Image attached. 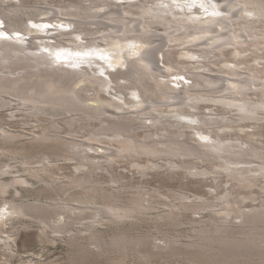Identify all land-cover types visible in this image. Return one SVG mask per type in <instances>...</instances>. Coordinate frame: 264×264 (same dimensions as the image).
I'll return each instance as SVG.
<instances>
[{"label": "bare ground", "instance_id": "1", "mask_svg": "<svg viewBox=\"0 0 264 264\" xmlns=\"http://www.w3.org/2000/svg\"><path fill=\"white\" fill-rule=\"evenodd\" d=\"M7 1L0 0V52L35 67L48 65L52 71L32 75L30 85L26 79L6 80L15 73L0 68V110L21 106L27 114L19 117L32 130L24 134L0 120V158L22 165L27 176L43 183L44 190H54L57 198L43 201V190L31 188L25 191L38 195L34 199L3 197L2 249L12 255L15 222L22 218L37 222L34 235L43 243L51 240V233L76 236L79 231L73 233L71 225L87 215L91 222L86 228L101 245L104 240L94 228L102 220L124 222L157 210L161 213L156 219L179 222L185 211L210 208V222L218 233L202 222L197 228L207 244L197 243L201 250L182 254L196 264H264V225L257 219L258 225L250 224L264 217V206L245 212L239 192L232 199L227 194L218 205L206 197L189 202L185 195L153 201L155 196L143 189L123 200L110 189L116 187L102 181L106 171L112 183H120L112 168L127 161L141 176L163 169L170 175L177 170L189 175L231 173L259 184L264 141L255 136H262L258 132L264 124V0H44V6L17 0V7L32 9L23 14ZM50 56L63 62L55 63ZM71 112L82 116L70 117ZM245 122L254 132L243 137L239 133L250 127ZM231 131L237 146L226 145ZM24 140L31 142L30 151L43 153L45 159L37 166L26 156L28 151L18 147ZM6 166H0L2 196L10 194V188L17 195V186L33 185L25 175L4 179L17 168L10 162ZM71 166L70 173L62 174ZM57 190L73 192L62 198ZM233 214L245 225L239 232L231 226L234 220L226 222ZM130 235L123 231L110 243L123 250L131 242L145 243V237ZM80 240L69 239L77 245Z\"/></svg>", "mask_w": 264, "mask_h": 264}, {"label": "rangeland", "instance_id": "2", "mask_svg": "<svg viewBox=\"0 0 264 264\" xmlns=\"http://www.w3.org/2000/svg\"><path fill=\"white\" fill-rule=\"evenodd\" d=\"M16 1L17 0H8V3L6 2V4H13L14 8L12 7L11 9L17 8L16 10L19 14H23L26 11L32 10H23V8L17 7L16 5L18 4V2ZM25 2L27 6H44V0H25ZM0 26H3L2 22H0ZM5 38L8 41L13 42L14 44H22L20 42H17L13 38ZM38 52L39 54L42 53V51ZM50 58H52V56H50ZM54 58L52 59L54 60ZM23 60L24 59H8L0 52V68H2L5 72L11 71L15 73V75L8 76L6 80L22 81V79H26L28 80L27 83L31 85L33 81L31 80L33 79L31 78L32 75L36 78V76L40 74V71H52L48 65L35 67L33 62L28 63L27 61ZM54 62L59 63L63 61H58L56 59L54 60ZM86 65L87 64H82V66ZM66 67L67 66H65V68ZM79 77L80 76H76L72 80H76ZM24 83L27 84L26 82H22V84ZM52 108H64V106L54 105ZM17 110L18 108L12 107L0 110V113L2 112V114H0V120H2L4 124H6L7 122L6 126L11 128L12 130L22 132L24 134H30L32 132L30 125H24L25 122H22L23 118L19 117L22 116V114L26 115L27 112H24L21 106L20 110ZM220 110H222V112H226V110L222 108H220ZM203 111L207 113L208 110L205 109ZM11 114L16 115V117H11ZM234 114L239 113L235 112ZM68 116H74V112H71ZM79 116H82V114H78L74 116V118H77ZM105 116L108 117V115L106 114L102 115L100 118H104ZM62 119L63 118H60V120ZM26 121L30 123L32 120L26 118ZM92 122L95 124H99L98 120H93ZM61 125H64V122H61ZM244 125H248L250 127H246L244 133H239V135L246 137V132H254V130H252V124L250 122H245ZM230 133L231 135H228L227 137H232L234 141L231 139L227 141L226 145L231 144L237 146L238 142H235L236 136L234 135V132L231 131ZM258 133L262 136H255V139L260 138L261 141H264V124ZM24 141L25 142L23 143H19L18 147L20 146V148L23 147L25 150H27L28 152H26V156L30 158V160H32V162L35 164L34 166H37L38 162L45 159L43 153H39V151L37 150H35L36 152L30 151L29 146L31 142H26V140ZM204 143L206 144V142ZM0 148L2 147L0 146ZM2 150L4 149L2 148ZM232 159L242 160V158L238 157H232ZM248 160H252V158H248ZM156 161L159 163H165V161L161 159H157ZM9 162L16 164L17 168L14 169L13 174L4 175V179H10L19 175H25L24 177H27L28 180L33 183V185L25 184L22 187L17 186V189L20 190L21 193L17 195L14 194L13 188H10L9 190L11 193L5 196H2V194L0 193V202L2 201L3 197H14L16 198V200H26V198L34 199L38 195H35V197H33L30 193L25 191L26 189L30 188L31 190L36 189V191L43 190L41 195V199L43 201L47 200L48 202H52L53 199H50V197L57 198L55 196L54 190H44L45 185L43 183L39 182L33 177L27 176V174H25L23 171V167H21L22 165H20L19 163H15V161L9 157L2 156L0 158V166H6V164H9ZM195 163L200 164V166L203 168L212 167L210 163L201 164L198 161H196ZM69 168L70 169L62 170V174L70 173V171L73 170L72 166ZM112 170L113 173L115 172L113 175H117V177L120 179V183H112L111 175L106 171L102 172V181L108 187H116L110 189L115 190L117 193H120L123 200H127L128 198L133 197V194L136 192V190L143 189V191L148 193L149 195L155 196L151 198V200L153 201L170 202L172 200L179 199L182 195H185L189 197V199L187 200L189 202L196 200V198L206 197L207 200L214 203L215 205H218L219 203H222L224 201V197L228 196L227 194H230L228 197H231L232 199L235 195L238 196L239 192L240 195L237 198L239 199V201H241L239 206L245 212L250 211L251 208L254 207L259 206L261 208L264 206V189L262 188L264 187V177H261V179L259 178L260 182L257 181V183L259 184H255L253 186L249 181H244V179L242 180L241 178H238L236 175L231 173H223L221 175H189L188 173H185L184 170H177L176 174L170 175L169 172H166L163 169L162 171H151L147 176H141L138 171L130 167L127 161L113 165ZM57 176H60V174H58ZM232 185H235L236 187H233ZM57 191L62 198H67L70 192H73L70 191L68 193H64L65 191ZM146 198L149 197L146 196ZM175 202L178 203V200H176ZM216 209H218V207ZM160 213L161 212L154 210L148 212V214L146 215L140 216L138 218L128 219L124 222L102 220L101 222L95 224L96 228H94L96 231H98L97 236H100L104 240V243L101 245L94 241L91 231L86 228V225L91 222V219L87 215L85 217H80L77 224L76 221H74V223L71 225L74 230L73 233L79 231V235L77 234L76 236H71V232L64 237H61L59 234L51 233V240L49 242L43 243L39 242L34 235L38 229L37 222L30 218H22L19 221L15 222V228H17V230L13 237L12 255H8L0 245V264H51L52 262L55 264H196L195 261L191 260L189 257L185 256V254L183 255L182 253L193 250H201L202 246L204 244H207V241L204 242L205 239H201V237L204 235L198 232V228H201V226H203L204 224L202 222L211 224L207 228V230H213L211 232L215 233V235L218 233V231L215 230V226L213 225V223L210 222V216L212 215L210 213V208L199 211V213L185 211L179 217V222L160 221L155 218V216ZM235 217V214L231 215L227 218L228 220H226V222H231V220H234ZM254 219L252 220L253 222L250 223L252 226L257 224L256 219L258 220L259 225H264L263 216L261 217V219L260 217H255ZM259 219L260 221H262L261 223L259 222ZM241 222V220L239 221L237 219L234 220L235 224H232L233 222H231V226L233 225L232 227L234 229L236 228V232H239L240 229L245 226H241ZM25 225L31 226L29 228H26ZM249 225L247 227H252L251 225ZM123 231L129 235L131 234L130 236H142V239H144L145 237V243L132 244L131 242L127 250H123L122 248H119V246L111 245L110 242L112 238L119 236V234ZM75 237L81 238V245H77L76 243H72L69 241V239H74ZM199 239L201 240L199 241ZM197 243H202V246L199 247ZM158 247H163L165 249H159ZM250 248L254 250L258 249V251H260L259 248L253 247V245H251Z\"/></svg>", "mask_w": 264, "mask_h": 264}, {"label": "snow or ice", "instance_id": "3", "mask_svg": "<svg viewBox=\"0 0 264 264\" xmlns=\"http://www.w3.org/2000/svg\"><path fill=\"white\" fill-rule=\"evenodd\" d=\"M34 27L36 26V25H33ZM43 27H51L50 25H43ZM4 34L3 33H0V36H3ZM17 35H19L18 33H17ZM60 58V55H59V53H57V59H59Z\"/></svg>", "mask_w": 264, "mask_h": 264}]
</instances>
